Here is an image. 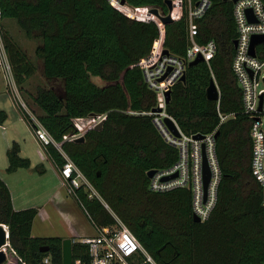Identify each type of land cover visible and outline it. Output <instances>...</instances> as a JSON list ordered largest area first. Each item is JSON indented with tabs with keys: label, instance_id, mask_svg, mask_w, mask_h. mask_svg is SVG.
<instances>
[{
	"label": "trees",
	"instance_id": "1",
	"mask_svg": "<svg viewBox=\"0 0 264 264\" xmlns=\"http://www.w3.org/2000/svg\"><path fill=\"white\" fill-rule=\"evenodd\" d=\"M184 0L181 18L164 25L163 46L184 56L192 45L213 40L216 53L209 61L187 65L185 80L171 87L165 111L187 134L216 136V154L222 171L217 205L206 221H195L192 192L175 188L150 189L151 169L174 164L179 156L154 122L157 91L146 79L141 59L161 36L154 20L132 18L110 0H0L2 21L16 19L29 38L39 37L35 49L48 79L63 80V92L40 86L33 96L41 110L39 122L62 149L50 143L46 151L61 169L66 155L86 175L100 197L84 186L72 193L93 223L113 225L114 212L133 232L158 264H264V204L262 186L253 173L252 119L245 112L242 88L233 69L237 24L232 0H210L206 13L189 16ZM133 7H157L168 14L166 0H126ZM5 48L15 81L21 88L35 74L36 64L12 39L1 22ZM215 80L220 99H209ZM34 129L30 114L19 105ZM106 115L101 129L87 131L77 121ZM9 115L0 108V125ZM84 141L65 140L79 133ZM14 140L7 151L8 172L32 168ZM42 166V167H41ZM43 173V165L33 167ZM106 202L110 208L105 206ZM37 207L16 210L12 193L0 173V223L9 228V239L27 264H41L51 256L63 264V238L32 235ZM49 247L46 252L41 247ZM74 260H88L89 245L73 242ZM4 264V263H2ZM12 264V263H8Z\"/></svg>",
	"mask_w": 264,
	"mask_h": 264
},
{
	"label": "built area",
	"instance_id": "2",
	"mask_svg": "<svg viewBox=\"0 0 264 264\" xmlns=\"http://www.w3.org/2000/svg\"><path fill=\"white\" fill-rule=\"evenodd\" d=\"M110 1L132 18L156 21L155 17H158L151 12L152 7L150 6L133 7L127 3L121 4V0ZM233 2L235 4L234 16L238 30L233 69L242 88L245 112L252 119V168L254 175L262 186V202L264 204V42L256 46L255 55L250 51L253 36L264 34V0H236ZM172 3L173 8L169 10V14L174 20H177L183 14L185 2L184 0H172ZM210 5V0H201L196 6L190 5L189 16L191 24L194 18L203 16ZM249 10H251L255 18L253 21L249 18ZM1 22L2 11L0 7V63L4 65L9 85L13 80L15 81V77L5 48ZM158 25L161 29V36L155 41L152 52L141 59L139 64L144 69L147 81L157 91L158 106L163 108L162 112H151V114L155 115L154 122L165 139L178 148L179 156L177 161L171 166L155 169L156 172L150 177V189L156 192H165L175 188L191 190L193 215L198 216L200 221L203 222L210 218L217 205L218 189L222 178V171L216 154V131L203 134V138H196V134L183 132L176 120L165 111L167 103L165 92L171 89L175 82L180 80L186 71L187 65L199 55H202L204 60L209 61L216 53V43L211 40L206 44H199L192 37V45L184 56H177L172 53L167 55L163 53L165 49L163 46L164 27L159 23ZM170 67L172 69L168 75L163 80H160ZM11 89L15 95L14 89ZM16 103L30 114L36 125L34 130L37 138L43 146L46 147L50 143H54L62 149L63 142H56L53 139L51 134L39 122L37 116L27 108L25 102L22 101V104H19L16 100ZM166 116L171 117L175 121L180 132L179 135H176L168 128L164 122ZM96 117L98 119L94 120L96 123L91 128L104 119L105 114ZM77 119L81 118H76L74 121L76 122ZM83 134L85 133L79 131L77 134L65 136V140L75 139ZM65 156L67 161L61 168V174L63 184L66 185L70 193H75L78 188L84 186L91 192L90 196L96 195L100 197L81 169L68 155L65 154ZM205 157L211 170V178L207 186L204 178ZM104 203L111 210L110 206L106 202ZM112 213L116 219L115 224L99 226L94 223L96 229L94 235L84 236L76 240L89 245L90 259L85 261L81 259L73 260V264H158L130 228L114 212ZM0 250L6 253L7 263L27 264L12 246L9 236H7V243ZM41 264L54 263L51 256L48 255L44 257Z\"/></svg>",
	"mask_w": 264,
	"mask_h": 264
},
{
	"label": "rangeland",
	"instance_id": "3",
	"mask_svg": "<svg viewBox=\"0 0 264 264\" xmlns=\"http://www.w3.org/2000/svg\"><path fill=\"white\" fill-rule=\"evenodd\" d=\"M160 11L163 13L161 9ZM155 18L164 27L162 21L158 17ZM2 23L12 39L21 45L22 49L37 66L35 74L21 88L14 80L8 85L9 80L4 71V65L0 63V108L5 109L9 115L7 121L0 125V169L4 175L3 177L13 184L15 190H17V192L15 191L17 194L16 199L19 196L24 207L41 206L51 194L56 192L51 203H45L43 210L35 217L32 228L34 236H64L65 239L73 238V236L81 237L95 234L96 229L93 220L68 188L56 178L51 160L40 157L39 153L45 158L47 154L45 147L37 138L35 130L22 116L16 103V100L19 104L24 101L27 108L37 116L41 113V110L35 105L33 96L36 94L38 87L44 86L54 88L57 92H63V80L45 77L42 60L36 56L35 52L37 45L41 43V38L27 37L16 19H5ZM11 88L14 89L15 95L12 93ZM97 119L98 117H89L77 122L80 126L85 127L83 130L85 131L92 127L96 123L94 120ZM74 123L77 125L75 121ZM78 130L81 131L79 128ZM14 140L21 144V154L32 160L33 167L43 165L45 169L43 173L32 168L35 176L28 178L22 173H27L30 168H20L19 172L7 171L9 164L7 151ZM9 176L12 177L11 181Z\"/></svg>",
	"mask_w": 264,
	"mask_h": 264
},
{
	"label": "water",
	"instance_id": "4",
	"mask_svg": "<svg viewBox=\"0 0 264 264\" xmlns=\"http://www.w3.org/2000/svg\"><path fill=\"white\" fill-rule=\"evenodd\" d=\"M233 1H236V0H233ZM125 3H126V0H121V4H125ZM166 3L168 5L169 10H171L173 8L172 0H166ZM151 12L153 14H155L156 16H158L161 19V21L164 23V25H166L167 23H170L174 20L169 13L163 14L160 11V9L157 7H152ZM248 14H249L250 20H252V21L255 20V18L252 15L251 10L248 11ZM263 42H264V34L253 36L252 42H251V49H250V51L253 55L256 54V46L260 43H263ZM235 46H237V40H235ZM163 53L168 55L171 52L168 49H164ZM203 60H204V57L202 55H199L196 59L191 61L189 64L190 65L196 64V63L203 61ZM171 69L172 68L170 67L168 69V71L166 72V74L160 80H163L168 75V73L171 71ZM185 78H186V74L184 73L182 75V77L180 78V80H185ZM207 94H208L209 99H212V100H219L220 99V90H219L218 85H217L215 80L211 81V84L207 90ZM165 96H166V102H169L170 97H171V89H169L165 92ZM162 111H163V108L159 107V106L155 107L153 109V112H162ZM105 118H106V115H105L104 119ZM104 119L99 121V123H97L93 128L101 129L103 127V124H104ZM164 122L167 124L168 128L173 133H175L176 135L180 134L175 121L171 117L166 116L164 118ZM218 133L219 132H216L215 136H217ZM85 134H83L79 137H76L75 140L76 141H84ZM71 135H73V134H71ZM203 136H204L203 134H196L195 135L196 138H203ZM155 172H156L155 169H151L148 171L147 174L149 177H152ZM204 178H205V184L207 186L209 181H210V178H211V170H210V167H209V164H208L206 157L204 159ZM194 219H195V221H200V218L196 215H194ZM7 236H10L8 226L4 223H0V249L4 244L7 243ZM73 242H74V239H72V238L63 239V264H73V260H74ZM48 250H49L48 246L41 247L42 252H46ZM6 258H7L6 253L3 250H0V264L4 263L6 261Z\"/></svg>",
	"mask_w": 264,
	"mask_h": 264
},
{
	"label": "crops",
	"instance_id": "5",
	"mask_svg": "<svg viewBox=\"0 0 264 264\" xmlns=\"http://www.w3.org/2000/svg\"><path fill=\"white\" fill-rule=\"evenodd\" d=\"M22 116H23V114H22ZM45 150H46V147H45ZM47 152V151H46ZM39 155H40V157L42 158V159H49V160H51V164H53V166H54V171H55V176H56V178L58 179V180H60L61 181V184H63L62 182H63V177H62V174H61V169H59L57 166H56V164L53 162V160L50 158V156H49V154L47 153L46 155H45V158H43V156H42V154H40L39 153ZM42 161V160H41ZM33 164V163H32ZM32 168H33V166H32ZM32 168H30L29 169V171L27 172V173H22V174H25L28 178H30V177H32V176H35V173H34V171L32 170ZM21 169H18V170H16V171H14V172H19ZM0 173H1V175H2V177L4 176L3 175V173H2V170L0 169ZM9 178H10V181H11V176H9ZM40 178V177H39ZM3 179L7 182V184H8V186L10 187V190H11V193H12V199H13V204H14V207H15V209L16 210H21V209H25V208H29V207H36V206H23V204H22V202H21V200H20V197L19 196H17L18 198V201H17V199H16V192H17V190H15V188H14V186H13V184L11 183V182H9L7 179H5V177H3ZM66 186V185H65ZM16 191V192H15ZM55 193L56 192H54L53 194H51L49 197H48V199L46 200V202H44L41 206H38L37 208H38V214L43 210V208H44V205H45V203H51V201H52V198L55 196ZM19 195V194H18ZM37 214V215H38ZM32 235H33V233H32ZM92 235H94V234H92ZM34 236V235H33ZM44 237H49V236H44ZM63 239H64V236H61ZM77 237V238H76ZM73 236V238L72 239H74V241H76V240H78V239H81L82 237H84V236H81V237H79V236ZM8 261L6 260L5 262H4V264H8L7 263Z\"/></svg>",
	"mask_w": 264,
	"mask_h": 264
}]
</instances>
